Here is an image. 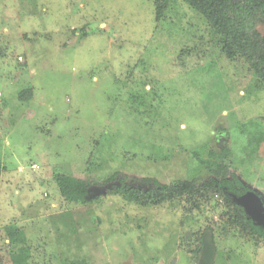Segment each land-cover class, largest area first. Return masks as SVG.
Masks as SVG:
<instances>
[{
	"label": "rangeland",
	"instance_id": "obj_1",
	"mask_svg": "<svg viewBox=\"0 0 264 264\" xmlns=\"http://www.w3.org/2000/svg\"><path fill=\"white\" fill-rule=\"evenodd\" d=\"M0 144V264L21 247L27 264H199L198 239L204 264H264V238L228 225L200 165L225 146L264 206V87L180 0L157 23L152 0H0ZM56 170L143 190L144 178L181 182L203 197L141 206L112 186L70 203ZM7 226L25 243L10 244Z\"/></svg>",
	"mask_w": 264,
	"mask_h": 264
},
{
	"label": "trees",
	"instance_id": "obj_2",
	"mask_svg": "<svg viewBox=\"0 0 264 264\" xmlns=\"http://www.w3.org/2000/svg\"><path fill=\"white\" fill-rule=\"evenodd\" d=\"M188 8L198 13L210 30L216 34L220 43L221 53L229 60L239 58L244 61L248 71L253 74L259 85L264 87V36L260 35L258 27L264 26V0H180ZM172 0H152L154 22H159ZM32 98L30 89L21 90L17 99L20 102ZM254 142L253 137H249ZM255 143V142H254ZM258 144V142L256 143ZM229 150L223 146L219 152L209 151L208 157L200 161V165L211 176L203 185L205 193L215 192L228 208V225L238 228L251 237L264 238V227L255 225L246 217L242 208L232 202V197H239L249 190L229 171ZM3 170L0 144V177ZM117 173L112 174L100 183L88 182L80 178L54 171L52 179L58 192L64 200L70 203L85 205L92 200L93 186H105L108 183L119 182L120 187H114L112 193L120 194L131 203L141 206H157L174 199H192L199 195L193 186L175 182L171 185L161 184L155 179L144 178L141 183L151 185L147 190L138 189L117 181ZM100 186V187H103ZM188 188V189H187ZM193 205L199 209V203L193 199ZM7 240L12 245H22L25 239L21 230L14 226L4 228ZM202 248L201 240L192 251L198 257ZM29 254L26 248L18 249V254L12 257L13 264H27Z\"/></svg>",
	"mask_w": 264,
	"mask_h": 264
},
{
	"label": "water",
	"instance_id": "obj_3",
	"mask_svg": "<svg viewBox=\"0 0 264 264\" xmlns=\"http://www.w3.org/2000/svg\"><path fill=\"white\" fill-rule=\"evenodd\" d=\"M120 184L118 182L115 183H108L103 187H95L89 188L88 191H92V197L95 198L96 196L105 195L107 191L111 190L112 186L118 187ZM138 189H141L137 187ZM150 188H146L147 190ZM143 190V189H142ZM232 202L242 208L244 214L257 226L264 227V206L262 203L261 198L256 195L252 191H248L247 193L239 196L233 197ZM212 255L211 250L203 245L200 264H204V261L208 260Z\"/></svg>",
	"mask_w": 264,
	"mask_h": 264
},
{
	"label": "flooded vegetation",
	"instance_id": "obj_4",
	"mask_svg": "<svg viewBox=\"0 0 264 264\" xmlns=\"http://www.w3.org/2000/svg\"><path fill=\"white\" fill-rule=\"evenodd\" d=\"M235 197V196H234ZM233 198V197H232ZM247 217V216H246ZM248 218V217H247ZM249 219V218H248ZM201 243H202V248H203V245H205L204 244V241H203V239L201 240ZM205 262V261H204ZM200 264V263H199Z\"/></svg>",
	"mask_w": 264,
	"mask_h": 264
},
{
	"label": "built area",
	"instance_id": "obj_5",
	"mask_svg": "<svg viewBox=\"0 0 264 264\" xmlns=\"http://www.w3.org/2000/svg\"><path fill=\"white\" fill-rule=\"evenodd\" d=\"M21 58H18V60H20Z\"/></svg>",
	"mask_w": 264,
	"mask_h": 264
}]
</instances>
